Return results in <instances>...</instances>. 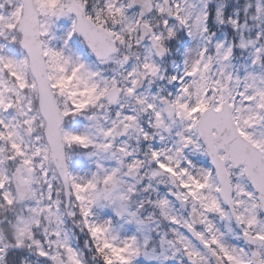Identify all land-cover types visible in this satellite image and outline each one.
<instances>
[{"label":"snow or ice","instance_id":"snow-or-ice-1","mask_svg":"<svg viewBox=\"0 0 264 264\" xmlns=\"http://www.w3.org/2000/svg\"><path fill=\"white\" fill-rule=\"evenodd\" d=\"M0 264H264V0H0Z\"/></svg>","mask_w":264,"mask_h":264}]
</instances>
